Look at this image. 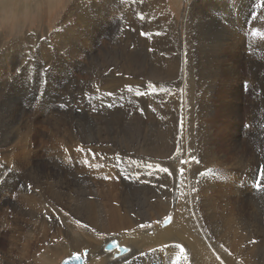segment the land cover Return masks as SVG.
I'll return each instance as SVG.
<instances>
[{"label": "rangeland", "instance_id": "1", "mask_svg": "<svg viewBox=\"0 0 264 264\" xmlns=\"http://www.w3.org/2000/svg\"><path fill=\"white\" fill-rule=\"evenodd\" d=\"M141 1L72 0L70 6L63 12L54 26H52L53 19L50 11H45L29 22H21L15 29L9 26L0 31V189L3 188L4 190L0 192V264H60L72 254L90 249L89 246L83 248V245L89 239V241L103 242L100 244L98 251L101 255L99 257H107L105 264H122V261L127 258L110 262L109 255L102 252L101 249L105 241L110 239V236L119 237L121 241H124L123 243L132 247L133 252L135 250L134 241L126 235L162 234L159 238L163 239L165 230L173 225V219L177 213L176 205L180 199L183 201L184 198V205L189 206L192 201L189 206V213H187V221L190 224L191 231L199 234L201 240L209 244L210 248H214L213 251L223 257V260L227 261L229 258L228 262L231 260V264H264V191H257L255 187L259 169L264 166V18H262L264 17V0H229L231 4L226 3L228 0L223 2L217 0L218 4H216V0H205V2L204 0H157V4H164L161 7L160 5L158 7L154 5L155 0ZM48 3L49 9H53L56 0H48ZM241 8L242 10H240ZM230 12H236L237 15L232 13V16ZM216 20L219 21L216 22ZM164 21L166 22L164 23ZM138 24H141V26L139 27ZM142 31H148L150 35L152 34L151 38L145 39L141 35ZM155 43H158L157 46H155ZM151 48H154V50ZM155 50L157 55L152 54V51ZM109 52L112 54L109 55ZM203 52L205 55H203ZM242 53L243 55H241ZM145 56H147L146 59ZM114 60L116 61L114 62ZM145 62L149 64L146 65ZM140 63L143 64L140 65ZM236 65L238 66L236 67ZM131 67H134V69H131ZM215 67L216 70L213 69ZM113 74L118 76H113ZM144 75H149L150 78L147 79L148 77ZM138 76L142 77V80H139ZM149 85L152 86L151 89L148 88ZM129 86L132 87L131 92L128 91ZM137 91H153L156 94L137 98ZM109 92L115 95L109 97L106 95ZM88 97H94L91 103H89ZM172 100L176 102L173 103ZM109 103L113 104L114 107H107ZM227 104L228 106H226ZM140 109H143V115H141ZM233 110L234 112H232ZM237 116L239 117L237 118ZM26 119H28L27 122ZM238 125L241 130L235 133ZM215 127H218L217 131ZM231 127L235 130H231ZM56 130L59 131L56 132ZM214 138L218 139H216L217 142ZM58 142L59 144H56ZM81 148L84 149L83 152L77 151ZM24 151L27 155H31L34 161L33 168L26 166V161L23 158ZM213 151H215V154ZM93 154L95 159H93ZM184 157H188V162L185 163ZM192 157L194 159L196 157L199 161L196 162V159L194 160ZM235 157L237 158L235 159ZM84 159L90 160L91 167L88 168L83 163ZM108 159H110L109 162ZM189 159L193 160L192 163L189 162ZM145 160L148 161H146L147 164H145ZM182 163H185L183 164L185 168L181 165ZM253 163H255V166H252ZM149 164L152 166L151 177L148 175L147 166ZM109 165L110 167H108ZM113 165L115 167L114 171ZM192 165L195 166L192 168ZM181 166L184 169L183 185H180L181 177L178 175ZM155 167L157 168L155 169ZM253 167H255V173ZM160 168H167L169 172L172 171L171 173L175 175L169 176L167 172L158 171ZM121 169L133 177L140 173V178L138 180H127L124 178ZM174 170L177 172L175 173ZM229 170L231 173L228 172ZM13 172L21 174L24 184L23 186H21V183L20 186L19 184L15 185L16 188L11 190V179L13 178L11 174ZM39 172H42L46 177L52 175L53 179L43 180L42 183H39L33 179V176H31L33 178H28L25 175L29 173L34 175ZM58 174L61 175L62 181L66 183L65 194L61 199L60 196L55 195L54 198L45 200L43 198L44 193L48 197L55 191L54 184L60 181L55 176ZM161 175L164 179H161ZM104 177H109V179H104ZM55 180L57 181L55 182ZM146 180H150V182L146 183ZM210 180L212 181L210 182ZM175 181H178L179 185ZM201 181L207 185V190H202L200 195L199 184ZM29 185L31 189H29ZM161 185L165 187H161ZM182 186L186 189H184L185 194L184 192L180 193ZM106 192L115 195V203H120L128 212L130 211L128 216L130 221H133L131 223L133 228L109 232L107 231L108 222H106L105 215H103V223L102 221H100L101 223L99 221L95 222L89 216L94 210L93 200L95 197L99 201L107 203ZM137 197L141 200H138ZM69 198L71 199L68 200ZM129 198L131 199L129 200ZM202 199H205L208 205H205V200L202 201L203 203L200 202ZM238 199L240 200L237 201ZM82 202L84 203L83 206ZM222 203H231L232 205L228 204L227 206H232L236 213L241 212L244 217L246 216L247 221L243 222L242 226L244 227L241 226L242 232L240 228H236L238 232L234 230V234L232 233L231 236L223 235L225 225L223 219H219L221 218L219 215L221 211L219 210ZM55 204L58 206L56 207ZM90 205L91 208H89ZM188 206H185V208L187 209ZM147 207L149 210H147ZM206 207L211 208L214 214L207 213ZM166 209L170 210L166 211ZM85 211L89 212L86 213ZM132 213L135 215L133 214V216ZM202 215L204 216L202 217ZM166 216L173 218L172 223L163 226ZM161 217L163 218L161 219ZM196 218L199 219L198 222H196ZM77 221H79V224ZM157 221H160V223H157ZM141 224L151 225V227L141 228ZM82 225H87V227ZM177 225L179 227V223ZM240 235L238 242L241 245L239 247L243 249L241 250L238 247L239 250L236 251L231 246L232 242L229 241H232L230 240L232 236L237 237ZM219 236L224 242L220 240ZM169 237L168 240H165L164 245L146 244L142 252L151 257L153 255V264H163L164 262L172 264L178 257L180 258V264H199L196 261L194 250L189 248L181 238L179 239L180 236L173 234ZM212 238L216 241L211 240ZM72 239H76L77 243L75 242L73 245L70 242ZM217 240L218 242L221 241L219 245L216 244L218 243ZM176 245L183 247L184 253H181L175 247ZM220 245H223V248ZM162 247H166L168 250L165 251ZM173 251L176 252L173 253ZM240 257L241 259H239ZM101 258H98L100 263L102 262ZM239 260L241 261L239 262Z\"/></svg>", "mask_w": 264, "mask_h": 264}, {"label": "bare ground", "instance_id": "2", "mask_svg": "<svg viewBox=\"0 0 264 264\" xmlns=\"http://www.w3.org/2000/svg\"><path fill=\"white\" fill-rule=\"evenodd\" d=\"M143 1V0H142ZM141 1V2H142ZM151 1V0H150ZM156 1L157 0H155V2H153V3H155L154 5L155 6H159L160 5V3H156ZM165 1V0H164ZM223 1H225V0H222V2ZM236 1V0H235ZM238 1V0H237ZM149 2V1H148ZM198 2V1H197ZM204 2H205V0H204ZM216 2H217V0H216ZM215 2V3H216ZM219 2H220V0H219ZM227 2H229V0L228 1H226V3ZM152 3V4H153ZM164 3V2H163ZM215 3H214V5H215ZM225 3V2H224ZM230 4H231V2H229ZM238 3V2H237ZM245 3H246V1H245ZM262 3V2H261ZM146 4V3H145ZM148 4V3H147ZM151 4V3H150ZM157 4V5H156ZM196 4V3H195ZM216 4H218V2L216 3ZM222 4V3H221ZM230 4H227V5H230ZM235 4V3H234ZM234 4H232V5H234ZM254 4V3H253ZM259 4V3H258ZM164 5V4H163ZM163 5H160V7L161 6H163ZM198 5V4H197ZM208 5V4H207ZM210 5V4H209ZM252 5V4H251ZM262 5H263V3H262ZM146 6V5H145ZM203 6V5H202ZM211 6V5H210ZM216 6V5H215ZM218 6V5H217ZM219 6H220V4H219ZM223 6V5H222ZM221 6V7H222ZM244 6V5H243ZM243 6H242V8H243ZM250 6V5H249ZM260 6H261V4H260ZM190 7V6H189ZM197 7V6H196ZM206 7V6H205ZM227 7V6H226ZM236 7V6H235ZM239 7V6H238ZM237 7V8H238ZM254 7V6H253ZM203 8V7H202ZM208 8V7H207ZM206 8V9H207ZM210 8V7H209ZM224 8V7H223ZM236 8V9H237ZM242 8L240 9V10H242ZM245 8V7H244ZM262 8V7H261ZM195 9V8H194ZM211 9V8H210ZM230 9V8H229ZM232 9H234L233 7H232ZM239 9V8H238ZM196 10V9H195ZM199 10V9H198ZM235 10V9H234ZM244 10V9H243ZM74 11V10H73ZM161 11V10H160ZM192 11V10H191ZM194 11V10H193ZM233 11V10H232ZM237 11H239V10H237ZM256 11V10H255ZM162 12V11H161ZM187 12H189V11H187ZM195 12H197V11H195ZM241 12V11H240ZM244 12V11H243ZM246 12H247V10H246ZM245 12V13H246ZM252 12V11H251ZM257 12V11H256ZM130 13V12H129ZM140 13V12H139ZM138 13V14H139ZM214 13V12H213ZM231 14L232 13H235L236 14V12H230ZM230 13H228V14H230ZM249 13V12H248ZM247 13V14H248ZM70 14V13H69ZM142 14V13H141ZM147 14V13H146ZM149 14V13H148ZM221 14H224V13H221ZM239 14V13H238ZM241 14H244V13H241ZM250 14V13H249ZM198 15H199V12H198ZM237 15V14H236ZM69 16V15H68ZM129 16V15H128ZM144 17H145V15H143ZM156 16H158V15H156ZM193 16H195V15H193ZM205 16V15H204ZM207 16V15H206ZM211 16V15H210ZM214 16V15H213ZM224 16V15H223ZM232 16H233V14H232ZM244 16V15H243ZM247 16V15H246ZM245 16V17H246ZM260 16V15H259ZM155 17V16H154ZM153 17V18H154ZM212 17V16H211ZM231 17V16H230ZM230 17H229V19H230ZM234 17H236L235 15H234ZM238 17H239V15H238ZM237 17V18H238ZM72 18V17H71ZM138 18H140V17H138ZM151 18V17H150ZM156 18V17H155ZM158 18V17H157ZM164 18V17H163ZM162 18V19H163ZM187 18H188V16H187ZM205 18V17H204ZM207 18V17H206ZM210 18V17H209ZM225 18H226V16H225ZM224 18V19H225ZM233 18V17H232ZM262 18H264V17H262ZM70 19V18H69ZM161 19V20H162ZM228 19V20H229ZM139 20V19H138ZM143 20L145 21V19L143 18ZM208 20V19H207ZM214 20V19H213ZM226 20V19H225ZM236 20V19H235ZM140 21V20H139ZM146 21H148L147 19H146ZM150 21H151V19H150ZM183 21V20H182ZM201 21V20H200ZM205 21V20H204ZM217 21H219V20H216V22ZM224 21V20H223ZM227 21V20H226ZM238 21V20H237ZM66 22V21H65ZM143 22V21H142ZM163 22V21H162ZM166 21H164V23H165ZM168 22V21H167ZM228 22V21H227ZM235 22V21H234ZM263 22V21H262ZM73 23V22H72ZM141 23V22H140ZM156 23V22H155ZM155 23H153V24H155ZM191 23H193V22H191ZM196 23V22H195ZM221 23H223V22H221ZM233 23V22H232ZM147 24H148V22H147ZM150 24V23H149ZM199 24V23H198ZM218 24V23H217ZM220 24V23H219ZM224 24H225V22H224ZM226 24H228V23H226ZM234 24V23H233ZM73 25V24H72ZM139 25V27L141 26V24H138ZM144 25H145V23H144ZM151 26H152V24H150ZM165 25H167V24H165ZM187 25V24H186ZM189 25V24H188ZM194 25V24H193ZM197 25V24H196ZM230 25H232V24H230ZM236 25V24H235ZM61 26V25H60ZM64 26V25H63ZM65 26H67V25H65ZM155 26H157V25H155ZM154 26V27H155ZM161 26V25H160ZM182 26V25H181ZM237 26V25H236ZM163 27V26H162ZM161 27V28H162ZM208 27H209V25H208ZM149 28V27H148ZM156 28V27H155ZM164 28V27H163ZM215 28V27H214ZM237 28V27H236ZM141 29V28H140ZM147 29V28H146ZM152 29V28H151ZM184 29V28H183ZM195 29V28H194ZM254 29V28H253ZM148 30V29H147ZM153 30V29H152ZM227 30V29H226ZM225 30V31H226ZM139 31V30H138ZM157 31V30H156ZM163 31V30H162ZM188 31V30H187ZM141 32V31H140ZM143 32V31H142ZM148 32V31H147ZM150 32V31H149ZM165 32V31H164ZM186 32V31H185ZM197 32V31H196ZM71 33H73V32H71ZM151 33V32H150ZM188 33V32H187ZM186 33V34H187ZM76 34V33H75ZM159 34H160V32H159ZM166 34V33H165ZM232 34H234V33H232ZM85 35V34H84ZM152 35V34H151ZM150 35V36H151ZM189 35V34H188ZM187 35V36H188ZM195 35V34H194ZM61 37V36H60ZM64 37V36H63ZM75 37V36H74ZM156 37V36H155ZM158 37V36H157ZM193 37V36H192ZM65 38H66V36H65ZM162 38V37H161ZM185 38H187V37H185ZM61 39H64V38H61ZM142 40V39H141ZM180 40V39H179ZM184 40V39H183ZM182 40V41H183ZM188 40V39H187ZM230 40H232V39H230ZM151 41V40H150ZM139 42V41H138ZM156 42V41H155ZM228 42H229V40H228ZM67 43H69V42H67ZM148 43V42H147ZM179 43H180V41H179ZM88 44V43H87ZM139 44V43H138ZM158 44V43H157ZM157 44L155 43V46H157ZM183 44V43H182ZM181 44V45H182ZM143 45V44H142ZM148 45V44H147ZM149 45H150V42H149ZM160 45V44H159ZM190 45H192V44H190ZM225 45V44H224ZM229 45V44H228ZM238 45V44H237ZM146 46V45H145ZM154 46V45H153ZM75 47V46H74ZM159 47V46H158ZM191 47V46H190ZM238 47V46H237ZM91 48V47H90ZM144 48V47H143ZM160 48H161V45H160ZM201 48V47H200ZM223 48H225V47H223ZM234 48H235V46H234ZM233 48V49H234ZM151 49H153L154 50V48H151ZM202 49V48H201ZM232 49V50H233ZM264 49V48H263ZM35 50V49H34ZM139 50H140V48H139ZM146 50V49H145ZM149 50V49H148ZM162 50H163V48H162ZM162 50H160V51H162ZM190 50V49H189ZM221 50V49H220ZM226 50L228 51V49L226 48ZM106 51H107V49H106ZM119 51V50H118ZM159 51V52H160ZM164 51V50H163ZM182 51V50H181ZM218 51V50H217ZM216 51V52H217ZM222 51V50H221ZM264 51V50H263ZM87 52H88V50H87ZM116 52V51H115ZM114 52V53H115ZM121 52V51H120ZM142 52V51H141ZM151 52V51H150ZM150 52H148L149 54H150ZM158 52V53H159ZM184 52V51H183ZM190 52V51H189ZM219 52V51H218ZM118 53V52H117ZM140 53V52H139ZM201 53V52H200ZM204 53V52H203ZM226 53V52H225ZM224 53V54H225ZM228 53V52H227ZM239 53V52H238ZM238 53H235V54H238ZM105 54V53H104ZM108 54V53H107ZM112 54V53H111ZM110 54V52H109V55H111ZM136 54V53H135ZM144 54V53H143ZM152 54L153 55H157V53H156V50L155 51H152ZM240 54V53H239ZM50 55V54H49ZM66 55V54H65ZM115 55V54H114ZM118 55V54H117ZM120 55V54H119ZM160 55V54H159ZM164 55V54H163ZM185 55V54H184ZM203 55H205V53L203 54ZM233 55V54H232ZM241 55H243V53L241 54ZM245 55V54H244ZM106 56V55H105ZM162 56V55H161ZM220 56V55H219ZM235 57H236V55H234ZM53 57V56H52ZM82 57V56H81ZM95 57V56H94ZM111 57H114V56H111ZM111 57H110V59H111ZM146 57L147 56H145V59H146ZM150 57V56H149ZM167 57V56H166ZM44 58V57H43ZM59 58V57H58ZM93 58V57H92ZM91 58V59H92ZM117 58V57H116ZM154 58H155V56H154ZM158 58H160L159 56H158ZM162 58V57H161ZM164 58V57H163ZM195 58V57H194ZM220 58V57H219ZM62 59V58H61ZM152 59V58H151ZM155 59H157V58H155ZM197 59V58H196ZM208 59V58H207ZM44 60V59H43ZM93 60V59H92ZM95 60H96V58H95ZM97 60H98V58H97ZM111 60H113V59H111ZM111 60H109L110 62H111ZM136 60V59H135ZM160 60V59H159ZM186 60V59H185ZM200 60V59H199ZM224 60H226V59H224ZM116 60H114V62H115ZM139 61V60H138ZM144 61H146V60H144ZM143 61V62H144ZM148 61V60H147ZM163 61V60H162ZM170 61V60H169ZM200 61H203V60H200ZM228 61H229V59H228ZM227 61V62H228ZM232 61V60H231ZM50 62V61H49ZM99 62V61H98ZM118 62V61H117ZM133 62H134V60H133ZM150 62V61H149ZM155 62V61H154ZM165 62H167V61H165ZM199 62V61H198ZM44 63V62H43ZM56 63H57V61H56ZM75 63H77V62H75ZM120 63V62H119ZM156 63V62H155ZM210 63V62H209ZM214 63V62H213ZM15 64V63H14ZM40 64V63H39ZM49 64V63H48ZM78 64V63H77ZM92 64V63H91ZM95 64H97V63H95ZM134 64V63H133ZM138 64H139V62H138ZM141 64H143V63H140V65ZM145 64H146V62H145ZM147 64H149V63H147ZM146 64V65H147ZM159 64V63H158ZM165 64H167V63H165ZM164 64V65H165ZM190 64V63H189ZM205 64V63H204ZM217 64V63H216ZM69 65V64H68ZM75 65V64H74ZM97 65H99V64H97ZM106 65V64H105ZM104 65V66H105ZM151 65V64H150ZM163 65V64H162ZM213 65V64H212ZM215 65V64H214ZM222 65V64H221ZM225 65V64H224ZM226 65H227V63H226ZM225 65V66H226ZM232 65V64H231ZM8 66V65H7ZM81 66V65H80ZM103 66V68H105ZM138 66V65H137ZM161 66V65H160ZM167 66H169V64H167ZM183 66V65H182ZM185 66V65H184ZM228 66V65H227ZM235 66V65H234ZM238 65H236V67H237ZM9 67V66H8ZM27 67V66H26ZM149 67V66H148ZM155 67V66H154ZM175 67V66H174ZM233 67V66H232ZM85 68V67H84ZM127 68V67H126ZM130 68V67H129ZM135 68H136V66H135ZM158 68V67H157ZM165 68V67H164ZM195 68H197V67H195ZM224 68V67H223ZM2 69H3V67H2ZM79 69V68H78ZM131 69H134V67L132 68L131 67ZM138 69V68H137ZM147 69H149V68H147ZM151 69V68H150ZM162 69V68H161ZM170 69V68H169ZM168 69V70H169ZM173 69V68H172ZM172 69H171V71H172ZM176 69V68H175ZM205 69V68H204ZM208 69V68H207ZM213 69H215L216 70V67L215 68H213ZM225 69V68H224ZM231 69V68H230ZM230 69H228V70H230ZM233 69V68H232ZM231 69V70H232ZM25 70V69H24ZM120 70V69H119ZM160 70V69H159ZM196 70V69H195ZM220 70V69H219ZM238 70H240L239 68H238ZM238 70H237V72H238ZM260 70V69H259ZM110 71V70H109ZM133 71V70H132ZM132 71H131V73H132ZM135 71V70H134ZM149 71V70H148ZM151 71V70H150ZM157 71V70H156ZM165 71H166V69H165ZM191 71H193V70H191ZM197 71V70H196ZM203 71V70H202ZM221 71V70H220ZM59 72V71H58ZM158 72V71H157ZM162 72V71H161ZM168 72V71H167ZM169 72H170V70H169ZM168 72V73H169ZM194 72V71H193ZM206 72V71H205ZM209 72V71H208ZM226 72H228V71H226ZM86 73V72H85ZM105 73V72H104ZM163 73V72H162ZM165 73V72H164ZM212 73V72H211ZM217 73V72H216ZM229 73V72H228ZM234 73H236V72H234ZM241 73V72H240ZM88 74V73H87ZM106 74V73H105ZM108 74V73H107ZM110 74H112L111 72H110ZM132 74H134V73H132ZM142 74V73H141ZM191 74V73H190ZM197 74V73H196ZM204 74V73H203ZM202 74V75H203ZM233 74V73H232ZM231 74V75H232ZM1 75V74H0ZM7 75V74H6ZM55 75V74H54ZM116 75V74H115ZM114 74H113V76H115ZM151 75V74H150ZM169 75H170V73H169ZM193 75V74H192ZM217 75V74H216ZM221 75V74H220ZM99 76V75H98ZM112 76V75H111ZM116 76H118V75H116ZM143 76V75H142ZM145 76V75H144ZM149 76V75H148ZM147 75L145 76V77H148ZM189 76H191V75H189ZM194 76V75H193ZM197 76V75H196ZM200 76V75H199ZM206 76H208V75H206ZM224 76V75H223ZM223 76H221L222 78H223ZM227 77H228V75H226ZM236 76V75H235ZM239 76V75H238ZM15 77V76H14ZM93 77V76H92ZM139 77V80L142 78H140V76H138ZM156 77V76H155ZM170 77V76H169ZM211 77H212V75H211ZM220 77V76H219ZM225 77V76H224ZM61 78V77H60ZM116 78V77H115ZM114 78V79H115ZM150 77H148L147 79H149ZM154 78V77H153ZM203 78V77H202ZM208 78V77H207ZM226 78V77H225ZM87 79H88V77H87ZM120 79V78H119ZM184 79V78H183ZM205 79V78H204ZM211 79V78H210ZM227 79V78H226ZM1 80V79H0ZM138 80V81H139ZM142 80V79H141ZM208 80V79H207ZM224 80V79H223ZM223 80H221V81H223ZM77 81V80H76ZM116 81V80H115ZM114 81V82H115ZM215 81V80H214ZM112 82V81H111ZM113 82V83H114ZM154 82H156V81H154ZM187 82V81H186ZM117 83V82H116ZM153 83V82H152ZM204 83H206V82H204ZM219 83V82H218ZM223 83V82H222ZM165 85V84H164ZM184 85V84H183ZM202 85V84H201ZM207 85V84H206ZM213 85V84H212ZM88 86V85H87ZM95 86V85H94ZM99 86V85H98ZM170 86V85H169ZM85 87V86H84ZM88 87H90V86H88ZM113 87V86H112ZM184 87H185V85H184ZM193 87V86H192ZM214 87V86H213ZM93 88V87H92ZM98 88V87H97ZM109 88V87H108ZM179 88V87H178ZM235 88V87H234ZM105 89H107V88H105ZM110 89V88H109ZM113 89V88H112ZM116 89V88H115ZM183 89H185V88H183ZM182 89V90H183ZM223 90V89H222ZM225 91V90H224ZM157 92V91H156ZM220 92H221V90H220ZM227 92V91H226ZM233 92V91H232ZM235 92V91H234ZM191 93V92H190ZM218 93V92H217ZM224 93V92H223ZM156 94V93H155ZM224 94H226V93H224ZM232 94V93H231ZM234 94V93H233ZM69 95V94H68ZM187 95V94H186ZM221 95V94H220ZM163 96V95H162ZM235 96V95H234ZM238 96V95H237ZM175 97H177V96H175ZM189 97V96H188ZM227 97V96H226ZM2 98V97H1ZM147 98V97H146ZM182 98V97H181ZM206 98V97H205ZM235 98H237V97H235ZM174 99V98H173ZM183 99V98H182ZM203 99V98H202ZM8 100V99H7ZM149 100V99H148ZM180 100V99H179ZM185 100V99H184ZM209 100V99H208ZM228 100V99H227ZM60 101V100H59ZM173 101V100H172ZM181 101V100H180ZM234 101V100H233ZM237 101V100H236ZM250 101V100H249ZM257 101V100H256ZM176 102V101H175ZM174 101H173V103H175ZM147 103V102H146ZM214 103V102H213ZM237 103V102H236ZM163 104V103H162ZM166 104V103H165ZM215 104V103H214ZM231 104V103H230ZM232 104H234V103H232ZM238 104V103H237ZM260 104V103H259ZM180 105V104H179ZM223 105V104H222ZM256 105H257V103H256ZM11 106V105H10ZM182 106V105H181ZM190 106V105H189ZM226 106H228V104L226 105ZM238 106H239V104H238ZM262 106V105H261ZM12 107V106H11ZM177 107V106H176ZM217 107V106H216ZM222 107V106H221ZM229 107H230V105H229ZM228 107V108H229ZM259 107V106H258ZM77 108V107H76ZM160 108H162V107H160ZM175 108V107H174ZM184 108V107H183ZM235 108V107H234ZM237 108V107H236ZM152 109V108H151ZM165 109V108H164ZM168 109V108H167ZM192 109V108H191ZM216 109V108H215ZM223 109H224V107H223ZM238 109H239V107H238ZM255 109V108H254ZM17 110V109H16ZM166 110V109H165ZM179 110V109H178ZM193 110V109H192ZM229 110H230V108H229ZM244 110V109H243ZM11 111V110H10ZM138 111V110H137ZM157 111V110H156ZM170 111V110H169ZM187 111H188V109H187ZM186 111V112H187ZM200 111V110H199ZM216 111V110H215ZM158 112V111H157ZM183 112V111H182ZM201 112V111H200ZM230 113H231V111H229ZM232 112H234V110L232 111ZM238 112H240V111H238ZM262 112V111H261ZM15 113V112H14ZM140 113V112H139ZM184 113V112H183ZM192 113V112H191ZM226 113H227V111H226ZM230 113H228V115H230ZM236 113V112H235ZM234 113V114H235ZM241 113V112H240ZM255 113H256V111H255ZM254 113V114H255ZM12 114V113H11ZM21 114V113H20ZM179 114V113H178ZM202 114V113H201ZM232 114V113H231ZM238 114V113H237ZM258 114V113H257ZM94 115V114H93ZM164 115H166V114H164ZM183 115V114H182ZM168 116V115H167ZM236 116V115H235ZM264 116V115H263ZM150 117V116H149ZM215 118H216V116H214ZM239 116H237V118H238ZM256 117V116H255ZM234 118V117H233ZM19 119V118H18ZM181 119V118H180ZM218 119V118H217ZM253 119V118H252ZM15 120V119H14ZM20 120V119H19ZM27 120L28 119H26V122H27ZM16 122V121H15ZM173 122V121H172ZM19 123V122H18ZM25 123V122H24ZM171 123V122H170ZM23 124V123H22ZM26 124V123H25ZM7 125H8V123H7ZM16 125V124H15ZM143 125V124H142ZM182 125V124H181ZM223 125V124H222ZM221 125V126H222ZM230 125V124H229ZM232 125V124H231ZM264 125V124H263ZM129 126V125H128ZM170 126H171V124H170ZM113 127V126H112ZM111 127V128H112ZM224 127V126H223ZM57 128V127H56ZM115 128V127H114ZM114 128H113V130H114ZM117 128V127H116ZM141 128V127H140ZM182 128V127H181ZM216 128V127H215ZM221 128V127H220ZM224 128H226V127H224ZM232 128V127H231ZM15 129V128H14ZM52 129V128H51ZM217 129H218V127L216 128V131H217ZM22 130V129H21ZM86 130V129H85ZM104 130V129H103ZM126 130V129H125ZM169 130V129H168ZM222 130V129H221ZM226 130V129H225ZM231 130H233V128L231 129ZM235 130V129H234ZM233 130V131H234ZM241 130V127L238 125L237 127H236V131H235V133L236 132H239ZM25 131V130H24ZM59 131V130H58ZM57 130H56V132H58ZM101 131V130H100ZM61 132V131H60ZM187 132V131H186ZM231 132V131H230ZM20 133V132H19ZM18 133V134H19ZM22 133V132H21ZM217 133V132H216ZM56 134V133H55ZM57 134H59V133H57ZM208 134H210V133H208ZM22 135H23V133H22ZM50 135V134H49ZM99 135V134H98ZM97 135V136H98ZM114 135V134H113ZM113 135H112V137H113ZM117 135V134H116ZM115 135V136H116ZM185 135H187V134H185ZM58 136V135H57ZM87 136V135H86ZM122 136V135H121ZM193 136V135H192ZM211 136V135H210ZM214 136V135H213ZM29 137V136H28ZM51 137V136H50ZM53 137V136H52ZM164 137V136H163ZM199 137V136H198ZM224 137H226V136H224ZM233 137V136H232ZM231 137V138H232ZM264 137V136H263ZM69 138V137H68ZM82 138V137H81ZM84 138V137H83ZM122 138V137H121ZM185 138V137H184ZM188 138V137H187ZM192 138H194V137H192ZM202 138V137H201ZM219 138V137H218ZM228 138V137H227ZM230 138V137H229ZM230 138V139H231ZM234 138V137H233ZM54 140H56L55 138H53ZM58 139V138H57ZM60 139V138H59ZM65 139V138H64ZM113 139H115V138H113ZM129 139H131V138H129ZM133 139V138H132ZM190 139V138H189ZM197 139V138H196ZM208 139V138H207ZM215 139V138H214ZM217 139V138H216ZM216 139H215V141H216ZM223 139H225V138H223ZM170 140H171V138H170ZM169 140V141H170ZM193 140V139H192ZM218 140V139H217ZM234 140V139H233ZM238 140V139H237ZM63 141V140H62ZM82 141V140H81ZM89 141V140H88ZM189 141V140H188ZM201 141V140H200ZM221 141V140H220ZM224 141V140H223ZM56 142H57V140H56ZM60 142V141H59ZM59 142L58 143H56V144H59ZM64 142H66V141H64ZM119 142V141H118ZM180 142V141H179ZM212 142V141H211ZM214 142V141H213ZM217 142V141H216ZM226 142V141H225ZM260 142V141H259ZM27 143H28V141H27ZM53 143V142H52ZM71 143V142H70ZM78 143V142H77ZM114 143V142H113ZM131 143H133V142H131ZM138 143V142H137ZM170 143V142H169ZM182 143H183V140H182ZM186 143H188V142H186ZM199 143V142H198ZM204 143V142H203ZM209 143V142H208ZM229 143V142H228ZM233 143H234V141H233ZM65 144V143H64ZM73 144V143H72ZM103 144V143H102ZM180 144V143H179ZM200 144V143H199ZM210 144V143H209ZM214 144V143H213ZM224 144V143H223ZM231 144V143H230ZM29 145V144H28ZM63 145V144H62ZM66 145V144H65ZM116 145V144H115ZM191 145V144H190ZM189 145V146H190ZM208 145V144H207ZM212 145V144H211ZM210 145V146H211ZM232 146H233V144H232ZM258 147H261L260 145H257ZM115 147V146H114ZM117 147V146H116ZM119 147V146H118ZM135 147V146H134ZM156 147V146H155ZM209 147V146H208ZM221 147H223V146H221ZM235 147V146H234ZM55 148H57L56 146H55ZM141 148V147H140ZM146 148V147H145ZM144 148V149H145ZM150 148V147H149ZM184 148V147H183ZM190 149H191V147H189ZM206 148V147H205ZM210 148V147H209ZM208 148V149H209ZM238 148V147H237ZM118 149V148H117ZM117 149H116V151H117ZM136 149V148H135ZM139 149V148H138ZM224 149V148H223ZM228 149V148H227ZM229 149H230V147H229ZM50 150H51V148H50ZM55 150V149H54ZM53 150V151H54ZM126 150V149H125ZM188 150V149H187ZM216 150H218V149H216ZM231 150V149H230ZM229 150V151H230ZM6 151V150H5ZM201 151V150H200ZM237 151V150H236ZM239 151V150H238ZM50 152V151H49ZM138 152V151H137ZM140 152V151H139ZM184 152V151H183ZM186 152V151H185ZM210 152V151H209ZM214 152V154H215V151H213ZM219 152V151H218ZM226 152V151H225ZM47 153V152H46ZM51 153V152H50ZM143 153V152H142ZM181 153V152H180ZM190 153V152H189ZM206 153V152H205ZM235 153V152H234ZM1 154V153H0ZM55 154V153H54ZM129 154H131V155H133L132 153H129ZM151 154H153V153H151ZM178 154H179V152H178ZM185 154V153H184ZM186 154L187 155H189L187 152H186ZM206 154H208V153H206ZM210 154V153H209ZM213 154V153H212ZM211 154V155H212ZM223 154V153H222ZM259 154V153H258ZM261 154H263V153H261ZM24 156H23V158L25 159V161H26V166H28V167H32V165H34L33 164V159H32V157H31V155H27L26 154V152L24 151V154H23ZM114 155V154H113ZM119 155V154H118ZM137 155V154H136ZM183 155V154H182ZM181 155V156H182ZM205 155V154H204ZM225 155V154H224ZM224 155H223V158H224ZM245 155V154H244ZM50 156V155H49ZM53 157H54V155H52ZM51 156V157H52ZM141 156H142V154H141ZM141 156H140V158H141ZM150 156V155H149ZM155 156V155H154ZM158 156V155H157ZM197 156V155H196ZM221 156V155H220ZM229 156H230V154H229ZM257 156H260V155H257ZM91 157V156H90ZM115 157V156H114ZM121 157V156H120ZM172 157H174V156H172ZM183 157V156H182ZM182 157H181V159H182ZM217 157H218V154H217ZM244 157V156H243ZM34 158V157H33ZM92 158V157H91ZM117 158V157H116ZM119 158V157H118ZM140 158H139V160H140ZM146 158V157H145ZM185 158V157H184ZM188 158V157H187ZM187 158H185V161L186 162H188V159ZM190 158V157H189ZM193 158V157H192ZM237 157H235V159H236ZM39 159V158H38ZM54 159V158H53ZM56 159V158H55ZM93 159H95V158H93ZM92 159V160H93ZM115 159V158H114ZM194 159V158H193ZM195 159H196V157H195ZM194 159V160H195ZM204 159V158H203ZM215 159V158H214ZM5 160V159H4ZM22 160V159H21ZM40 160V159H39ZM85 160V159H84ZM91 160V161H92ZM109 160L110 159H108V162H109ZM116 160V159H115ZM118 160V159H117ZM142 160V159H141ZM152 160V159H151ZM155 160V159H154ZM190 160V159H189ZM208 160H210V159H208ZM217 160V159H216ZM231 160V159H230ZM242 160V159H241ZM23 161V160H22ZM63 161V160H62ZM90 161V160H89ZM144 161V160H143ZM147 160H145V162H146ZM153 161V160H152ZM151 161V162H152ZM156 161V160H155ZM183 161H184V159H183ZM192 159L189 161V162H191L192 163ZM197 161H199V160H197L196 159V162ZM204 161V160H203ZM261 161V160H260ZM52 162H53V160H52ZM95 162H97V161H95ZM94 162V163H95ZM148 162V161H147ZM147 162L145 163V164H147ZM162 162V161H161ZM207 162V161H206ZM224 162V161H223ZM264 162V161H263ZM92 163H93V161H92ZM113 163V162H112ZM123 163V162H122ZM140 163H142V162H140ZM199 163V162H198ZM210 163V162H209ZM221 163V162H220ZM225 163V162H224ZM231 163V162H230ZM243 163V162H242ZM46 164V163H45ZM91 164V163H90ZM145 164H143L142 163V165H144L145 166ZM151 164V163H150ZM149 164V165H150ZM173 164H174V162H173ZM183 164H185V163H182L181 165L183 166ZM190 164V163H189ZM47 165V164H46ZM110 165H111V163H110ZM110 165L108 166V167H110ZM160 165V164H159ZM162 165H163V163H162ZM171 165V164H170ZM195 165H197V164H195ZM195 165H192V168H193V166H195ZM200 165V164H199ZM202 165V164H201ZM226 165V164H225ZM244 165V164H243ZM43 166V165H42ZM96 166V165H95ZM123 166V165H122ZM172 167H173V165H171ZM171 166H169V167H171ZM182 166H181V169H182ZM189 166H191V165H189ZM188 166V167H189ZM198 166V165H197ZM229 166V165H228ZM252 166H255V163H253L252 164ZM105 167H106V165H105ZM113 167V171H114V165L112 166ZM184 167V166H183ZM208 167V166H207ZM225 167H227V166H225ZM33 168V167H32ZM88 168H89V166H88ZM94 168V167H93ZM157 167H155V169H156ZM168 168V167H167ZM175 168V167H174ZM185 168V167H184ZM187 168V167H186ZM191 168V167H190ZM197 168H199V167H197ZM196 168V169H197ZM228 168V167H227ZM231 168V167H230ZM233 168V167H232ZM250 168V167H249ZM30 169V168H29ZM41 169V168H40ZM47 169V168H46ZM73 169V168H72ZM161 169V168H160ZM164 169V168H163ZM169 169V168H168ZM208 169V168H207ZM217 169H219V168H217ZM222 169V168H221ZM43 170H45V169H43ZM55 170V169H54ZM65 170H67V169H65ZM112 170V169H111ZM187 170H189L188 168H187ZM186 170V171H187ZM198 170V169H197ZM200 170V169H199ZM216 170V169H215ZM257 170V169H256ZM48 171V170H47ZM73 171V170H72ZM87 171V170H86ZM110 171V170H109ZM109 171H107V172H109ZM155 170L153 169V172H154ZM191 171H192V173H193V170L191 169ZM206 171V170H205ZM227 171V170H226ZM90 172H93V171H90ZM172 172V171H171ZM174 172L176 173L177 171H175L174 170ZM180 172V171H179ZM188 172V171H187ZM186 172V173H187ZM228 172H230V170L228 171ZM253 172L255 173V167H253ZM45 173H46V171H45ZM95 174H96V172H94ZM112 173V172H111ZM111 173H109L110 175H111ZM157 173H158V171H157ZM156 173V174H157ZM160 173H162V172H160ZM165 173V172H164ZM185 173V174H186ZM196 173V172H195ZM209 173V172H208ZM212 173V172H211ZM214 173H215V171H214ZM220 173V172H219ZM231 173V172H230ZM52 174V173H51ZM53 174H55L54 172H53ZM82 174V173H81ZM92 174V173H91ZM94 174V175H95ZM98 174V173H97ZM107 174V173H106ZM105 174V175H106ZM178 174V173H177ZM176 174V175H177ZM198 174V173H197ZM210 174V173H209ZM228 174V173H227ZM26 175V177H28V178H33V179H35L37 182H39V183H42V181L43 180H50L52 177L51 176H48V177H46V175H44L42 172H39V173H36V174H32V173H29V174H25ZM99 175V174H98ZM155 174L153 173V176H154ZM168 175V174H167ZM172 175H175L174 173L172 174ZM179 175V174H178ZM217 175V174H216ZM11 176L13 177L12 179H11V184H12V188H11V190H13V189H15L16 187H15V185H18L19 184V186H20V183L22 184L21 186H23V184H24V181H23V178L21 177V174L18 172V173H12L11 174ZM31 176H33V177H31ZM56 176V178H59L60 179V181L58 182V183H56V184H54V188H55V191H53V193L50 195V196H46V195H44L43 194V198L46 200L47 198H54L55 197V195H58V196H60V199L64 196V191L67 189V186H66V183H64L63 181H62V177H61V175L60 174H58V175H55ZM92 176H93V174H92ZM97 176V175H96ZM99 176H101V175H99ZM107 176H109V175H107ZM119 176V175H118ZM162 176V175H161ZM160 176V177H161ZM188 176V175H187ZM186 176V177H187ZM83 177V176H82ZM85 177V176H84ZM98 177V176H97ZM96 177V178H97ZM169 177V176H168ZM167 177V178H168ZM205 177V176H204ZM118 178V177H117ZM153 178V177H152ZM174 178V177H173ZM177 178H179L178 176H177ZM185 178V177H184ZM200 178V177H199ZM203 178V177H202ZM53 179V178H52ZM102 179V178H101ZM104 179H105V177H104ZM120 179H121V177H120ZM161 179H164L163 178V176H162V178ZM186 179V178H185ZM195 179H197V178H195ZM209 179H210V177H209ZM212 180H213V178H211ZM92 180V179H91ZM95 180H98V179H95ZM188 180V179H187ZM206 180H207V177H206ZM212 180H210V182L212 181ZM57 180H55V182H56ZM86 181V180H85ZM102 181V180H101ZM108 181V180H107ZM121 181V180H120ZM154 181V180H153ZM153 181H151V182H153ZM155 181H157V180H155ZM162 181V180H161ZM195 181V180H194ZM92 182H93V180H92ZM96 182V181H95ZM109 182H111V181H109ZM165 182V181H164ZM167 182V181H166ZM169 182H171V181H169ZM174 182V181H173ZM176 183H178V181H175ZM196 182V181H195ZM214 182H216V181H214ZM51 183V182H50ZM52 183H53V181H52ZM100 183V182H99ZM157 183H158V181H157ZM162 183V182H161ZM199 183V182H198ZM202 183V185H200ZM201 183L199 184V188H200V195H201V193H202V190H205L206 188H207V185H205V184H203V182L201 181ZM213 183V182H212ZM92 184V183H91ZM98 184V183H97ZM115 184V183H114ZM121 184V183H120ZM169 184V183H168ZM174 184V183H173ZM192 184H194V182H192ZM207 184V183H206ZM236 184V183H235ZM107 185H108V183H107ZM171 185V184H170ZM178 185H179V183H178ZM180 185H181V183H180ZM183 185V184H182ZM187 186H188V183L186 184ZM185 185V186H186ZM209 185H211V184H209ZM208 185V186H209ZM71 186V185H70ZM92 186V185H91ZM94 186H95V184H94ZM111 185L109 184V187H110ZM114 186V185H113ZM117 186V185H116ZM175 186H177V185H175ZM190 186H192V185H190ZM198 186V185H197ZM217 186V185H216ZM103 187V186H102ZM124 187V186H123ZM126 187V186H125ZM169 187V186H168ZM174 187V186H173ZM179 187V186H178ZM183 187V186H182ZM192 187H194V186H192ZM75 188V187H74ZM97 188V187H96ZM101 188V187H100ZM156 188V187H155ZM155 188H153V189H155ZM177 188V187H176ZM195 188H196V185H195ZM194 188V189H195ZM211 188H214V187H211ZM77 189V188H76ZM81 189V188H80ZM94 189V188H93ZM110 189V188H109ZM117 189V188H116ZM169 189V188H168ZM178 189V188H177ZM184 187L182 188V190H180V193L181 192H184ZM215 189V188H214ZM216 189H217V187H216ZM113 190V189H112ZM186 190V189H185ZM191 190V189H190ZM207 190V189H206ZM205 190V191H206ZM210 190V189H209ZM208 190V191H209ZM225 190V189H224ZM223 190V191H224ZM2 191H4L3 190V188L2 189H0V192H2ZM82 191V190H81ZM83 191H85V190H83ZM125 191V190H124ZM163 191V190H162ZM170 191V190H169ZM193 191V190H192ZM217 191V190H216ZM43 192V191H42ZM91 192V191H90ZM173 192H175V191H173ZM177 192V191H176ZM188 192V191H187ZM191 192V191H190ZM194 192V191H193ZM196 192H197V189H196ZM218 192V191H217ZM216 192V193H217ZM230 192V191H229ZM243 192V191H242ZM83 193V192H82ZM115 193V192H114ZM144 193V192H143ZM216 193H214V194H216ZM226 193H227V191H226ZM233 193V192H232ZM74 194V193H73ZM104 194V193H103ZM116 194V193H115ZM118 194V193H117ZM126 194V193H125ZM132 194V193H131ZM136 194V193H135ZM138 194H140V193H138ZM173 194H175V193H173ZM184 194H185V192H184ZM183 194V195H184ZM189 194V193H188ZM191 194V193H190ZM229 194V193H228ZM249 194V193H248ZM98 195V194H97ZM187 195V194H186ZM192 195V194H191ZM194 195V194H193ZM196 196L198 195V194H195ZM211 195V194H210ZM217 195V194H216ZM235 195V194H234ZM40 196V195H39ZM72 196V195H71ZM93 196V195H92ZM95 196V195H94ZM129 196V195H128ZM142 196V195H141ZM145 196V195H144ZM147 196V195H146ZM169 196V195H168ZM188 196V195H187ZM190 196V195H189ZM196 196H195V198H196ZM220 196H222V195H220ZM223 196H226V195H223ZM229 196V195H228ZM237 196H239V195H237ZM237 196H236V198H237ZM4 197H5V195H4ZM69 197V196H68ZM72 197H74V196H72ZM103 197V196H102ZM105 197H106V200H107V203H103V202H101V200L99 201L98 200V198H94V200H93V203H94V210H93V212L89 215L90 217H92L93 218V221H95V222H97V221H102V219H104L103 218V215H105L106 216V222H108V224H107V231H109V232H112V231H121V230H126L127 228H133L132 227V225H131V223L133 222H131L130 221V219H129V216H128V214H129V212L123 207V205H120V203H115L116 202V196L115 195H113L112 193H109V192H106L105 193ZM134 198H135V196H133ZM132 197V198H133ZM147 197H149V196H147ZM174 197V196H173ZM179 197H180V195H179ZM192 197V196H191ZM215 197V196H214ZM66 198V197H65ZM83 198V197H82ZM93 198V197H92ZM126 198V197H125ZM142 198V197H141ZM152 198V197H151ZM165 199H167L166 197H164ZM180 198H182V197H180ZM179 198V199H180ZM184 198V197H183ZM199 198H200V196H199ZM225 199H226V197H224ZM244 198V197H243ZM71 198H69L68 200H70ZM87 199H90V198H87ZM131 198H129V200H130ZM137 199L138 200H141V199H139L138 197H137ZM150 199V198H149ZM170 199H171V197H170ZM185 199V198H184ZM184 199H183V201H182V199H180V201L178 202V204L176 205V210H177V213H176V216H175V218L173 219V225L171 226V227H169L168 229H166L165 230V233H164V235H163V239H160L159 237H161V235L162 234H153V235H148L147 233L145 234V233H141V234H136V235H134L133 236V234L131 235V236H133V237H131L130 235H126L127 237H129L130 238V240H133L134 241V246H135V250L128 256V257H126L127 259H125V260H127V262L129 261V263L128 264H153V261H152V258H153V255H152V257L150 256V255H145L142 251H143V247L146 245V244H152V245H154V246H156V245H159V244H161V245H164L165 244V240H168L170 237L169 236H172L173 234H177V236H180L179 237V239L181 238V240H183V241H185V244L189 247V248H192L193 250H194V252H195V256H196V261L199 263V264H231V260H230V262H228V259H227V261L226 260H223L222 258L223 257H221L216 251H213V249L212 248H210L209 247V244H207V243H205V242H203L202 240H201V236L199 235V234H197V233H195V232H192L191 231V227H190V224H189V222L187 221V213H189V206L192 204V201H191V199H190V203L188 202V201H186V202H188L190 205L188 206L187 204L186 205H184L185 203H184ZM201 199V198H200ZM245 199V198H244ZM249 199V198H248ZM64 200V199H63ZM118 200V199H117ZM128 200V201H129ZM156 200V199H155ZM155 200L153 201V203L155 202ZM164 200V199H163ZM188 200V199H187ZM205 200V199H204ZM204 200L202 199L200 202H204ZM220 200V199H219ZM219 200H217V201H219ZM230 200V199H229ZM240 199H238L237 201H239ZM57 201H58V199H57ZM77 201V200H76ZM104 201V200H103ZM132 201V200H131ZM145 201V200H144ZM175 201V200H174ZM173 201V202H174ZM177 201H178V199H177ZM214 201V200H213ZM75 202V201H74ZM130 202V201H129ZM135 202V201H134ZM142 202H143V200H142ZM164 202H166L165 200H164ZM168 202H172V201H168ZM195 202H198V201H195ZM200 202H199V204H200ZM202 202V203H203ZM229 202V201H228ZM53 203V202H52ZM71 203V202H70ZM87 203V202H86ZM131 203V202H130ZM153 203H151V205H153ZM156 203H157V201H156ZM161 203V202H160ZM167 203V202H166ZM165 203V204H166ZM184 203V204H183ZM205 205H208V204H206L207 202H206V200H205ZM219 203V202H218ZM142 204V203H141ZM146 204V203H145ZM162 204V203H161ZM175 204V203H174ZM173 204V205H174ZM198 204V203H197ZM225 204V203H224ZM223 203H222V207H220V210L219 211H221V214H219L220 215V217L221 218H219V219H223V221L222 220H220V221H222L223 223H224V225H225V228H223V229H225V231H223V235H225V236H231L232 235V233H233V231L235 230L236 232H238V230L236 229V228H240V230H241V228L242 227H244V226H242L244 223V221H247L245 218H246V216L244 217V214L243 213H236L233 209H232V206H227L228 204L226 203L225 205H224ZM231 204V203H230ZM229 204V205H230ZM84 205V203L82 202V206ZM88 205H89V202H88ZM130 205V204H129ZM136 205V204H135ZM134 205V206H135ZM147 205V204H146ZM164 205V204H163ZM219 205V204H218ZM220 205H221V203H220ZM232 205V204H231ZM55 206L57 207L58 205L57 204H55ZM131 206V205H130ZM143 206V205H142ZM158 206V205H157ZM161 206V205H160ZM185 206H188V208L186 209L185 208ZM223 206H225V207H223ZM69 207V206H68ZM71 207V206H70ZM87 207V206H86ZM126 207H128V206H126ZM132 207V206H131ZM144 207V206H143ZM148 207H150V206H148ZM147 207V208H148ZM173 207V206H172ZM219 207V206H218ZM63 208V207H62ZM89 208H91V205L89 206ZM146 208V209H147ZM166 208V207H165ZM165 208H163V209H165ZM196 208V207H195ZM207 208V207H206ZM59 209V208H58ZM87 209V208H86ZM129 209V208H128ZM133 209H134V207H133ZM142 209V208H141ZM175 209V208H174ZM81 210V209H80ZM89 210V209H88ZM147 210H149V208L147 209ZM162 210V209H161ZM168 210H170V209H166V211H168ZM192 210V209H191ZM202 210V209H201ZM142 211V210H141ZM146 211V210H145ZM160 211V210H159ZM86 212V211H85ZM84 212V213H85ZM87 212H89V211H87ZM86 212V213H87ZM144 212V211H143ZM150 212H152V211H150ZM149 212V213H150ZM162 212V211H161ZM194 212V211H193ZM193 212H192V214H193ZM207 213H209V214H214L212 211H211V208H207V211H206ZM146 213V212H145ZM154 213V212H153ZM163 213V212H162ZM166 213H169V212H166ZM220 213V212H219ZM134 213H132V215H133ZM191 214V216L193 217V215ZM6 215V214H5ZM4 215V216H5ZM85 215V214H84ZM135 215V214H134ZM133 215V216H134ZM165 215V214H164ZM198 215V214H197ZM250 215V214H249ZM88 216V215H87ZM150 216H151V214H150ZM204 215H202V217H203ZM210 216V215H209ZM82 217V216H81ZM80 217V218H81ZM138 217H140V216H138ZM152 217V216H151ZM191 217V218H192ZM163 217H161V219H162ZM250 218V217H249ZM134 219H137V218H134ZM133 219V220H134ZM154 219V218H153ZM158 219V218H157ZM210 219H211V217H210ZM248 219V218H247ZM90 220V219H89ZM132 220V219H131ZM140 220V219H139ZM145 220H148V219H145ZM156 220V219H155ZM160 220V219H159ZM198 218H196V222H198ZM214 220V219H213ZM143 221V220H142ZM206 221V220H205ZM86 222V221H85ZM134 222H135V220H134ZM250 222V221H249ZM101 223V222H100ZM102 223H103V221H102ZM140 223V222H139ZM172 223V222H171ZM177 223H179V227H178V225H177ZM207 223V222H206ZM205 223V224H206ZM210 223V222H209ZM220 223V222H219ZM218 223V224H219ZM255 223V222H254ZM135 224V223H134ZM170 224V223H169ZM257 225V224H256ZM242 226V227H241ZM54 227H56V226H54ZM106 227V226H105ZM176 227H178L177 229H176ZM219 227V226H218ZM223 227V226H222ZM98 228V227H97ZM161 228V227H160ZM155 229V228H154ZM221 229V228H220ZM93 230V229H92ZM161 230V229H160ZM88 231H90V230H88ZM94 231V230H93ZM154 231V230H153ZM159 231V230H158ZM218 231H220V230H218ZM97 232H98V230H97ZM235 232V233H236ZM241 232H242V230H241ZM37 233V232H36ZM155 233V232H154ZM234 234V233H233ZM39 235V234H38ZM219 235V234H218ZM222 235V234H221ZM67 236L70 238V236L67 234ZM82 236V235H81ZM116 236V235H115ZM121 236V235H120ZM125 236V237H126ZM110 237H112V236H110ZM169 237V238H168ZM212 237H213V235H212ZM215 237V236H214ZM220 237V236H219ZM223 237V236H222ZM232 237H234V238H232ZM231 237V239H230V237H229V239L230 240H232V241H229L230 243L232 242V244H231V246H232V248H234L236 251H237V249H238V247L241 245H239V239H240V237H241V235L240 236H237V237H235V236H232ZM83 238V237H82ZM124 238V237H123ZM128 238V239H129ZM178 238V237H177ZM208 238V237H207ZM218 238V237H217ZM127 239V240H128ZM216 239V238H215ZM227 239V238H226ZM90 240V239H89ZM87 241L86 243H85V245H83V248H85V247H87V246H89V248L90 249H88V251H89V253H88V255H87V257H86V264H105V260L107 259V257H105V258H101V257H99V256H101L100 254H99V248H100V244L101 243H103V242H98V241ZM124 240V239H123ZM205 240V239H204ZM211 240H214L213 238L211 239ZM220 240H222L221 239V237H220ZM224 240H225V237H224ZM82 241V240H81ZM84 241V240H83ZM170 241V240H169ZM214 241H216V240H214ZM223 241V240H222ZM241 241V240H240ZM73 245H74V243L76 242L77 243V241H76V239H72V241H70ZM122 243L124 242V241H121ZM213 242V241H212ZM217 242H218V240H217ZM219 242H221V241H219ZM219 242L218 243H216V244H218L219 245ZM224 242V241H223ZM130 243V242H129ZM230 243H228V244H230ZM123 244H125V243H123ZM213 244H215L214 242H213ZM212 244V245H213ZM223 244V243H222ZM249 244V243H248ZM77 245V244H76ZM72 246V245H71ZM81 246V245H80ZM215 246V245H214ZM253 247V246H252ZM162 248H164L163 250H165V251H167L168 249L166 248V247H162ZM169 248V247H168ZM239 248H241V247H239ZM249 248V247H248ZM159 249V248H158ZM243 248H241V250H242ZM160 250V249H159ZM239 250V249H238ZM84 251H85V249L81 252V255L82 256H84L83 254H84ZM141 252V253H140ZM161 252V251H160ZM174 252H176V251H173V253ZM179 252V251H178ZM244 252V251H243ZM245 252H247V251H245ZM163 253V252H162ZM172 253V254H173ZM234 253V252H233ZM235 253H237V252H235ZM164 254V253H163ZM175 254H177V253H175ZM194 254V253H193ZM221 254V253H220ZM229 254V253H228ZM227 254V255H228ZM246 254V253H245ZM175 256V255H174ZM191 256V255H190ZM217 256H219V257H221L219 260L217 259ZM231 256V255H230ZM233 256V255H232ZM235 256V255H234ZM233 256V257H234ZM70 257V256H69ZM101 258L102 259V262L100 263V259H98V258ZM110 257H111V255H109V260H110ZM229 257V256H228ZM237 257V256H236ZM245 257H247V256H245ZM169 258V257H168ZM173 258V257H172ZM243 258V257H242ZM248 258H249V256H248ZM247 258V259H248ZM93 259H95V260H93ZM132 259V260H131ZM155 259V258H154ZM157 259V258H156ZM175 259V258H174ZM184 259V258H183ZM225 259H226V255H225ZM232 259V258H231ZM239 259H241V257L239 258ZM243 259H245L246 260V258H243ZM242 259V260H243ZM92 260V261H91ZM125 260H123V261H125ZM131 260V261H130ZM162 260H164V259H162ZM192 260V259H191ZM244 260V261H245ZM91 261V262H90ZM122 261V262H123ZM155 261V260H154ZM241 260H239V262H240ZM251 261V260H250ZM254 261V260H253ZM256 261V260H255ZM168 262V261H167ZM236 262V261H235ZM243 262V261H242ZM248 262V261H247ZM161 263V262H160ZM192 263V262H191ZM238 263V262H237ZM249 263V262H248ZM61 264V263H60ZM114 264H120V263H114ZM163 264H166V262H164ZM170 264V263H169ZM186 264V263H185ZM233 264V263H232ZM238 264H240V263H238Z\"/></svg>", "mask_w": 264, "mask_h": 264}, {"label": "clouds", "instance_id": "3", "mask_svg": "<svg viewBox=\"0 0 264 264\" xmlns=\"http://www.w3.org/2000/svg\"><path fill=\"white\" fill-rule=\"evenodd\" d=\"M72 0H56L55 7L49 9L48 0H0V31L11 26L13 29L21 22H29L39 14L50 11L54 26Z\"/></svg>", "mask_w": 264, "mask_h": 264}, {"label": "snow or ice", "instance_id": "4", "mask_svg": "<svg viewBox=\"0 0 264 264\" xmlns=\"http://www.w3.org/2000/svg\"><path fill=\"white\" fill-rule=\"evenodd\" d=\"M141 35L144 36L145 39H150L151 38V36H150V34L148 32H142ZM148 88L151 89L152 86L149 85ZM128 91L129 92L132 91V87L131 86L128 87ZM154 94L155 93L153 91H146V92L137 91L136 92L137 98H139L141 96H145V95H154ZM106 95L109 96V97H113L115 94L109 92V93H106ZM93 99H94V97H88L89 103H91ZM107 107L111 108V107H114V105L109 103L107 105ZM140 112H141V115H143V109H140ZM77 151L83 152L84 149H82V148L81 149H77ZM93 158H95L94 154H93ZM83 163L85 165L91 167V164L89 163V161L87 159H85L83 161ZM118 163H119V160H118ZM185 163H186V161H185ZM97 167H99V165H97ZM147 168H148V175H149V177H151L152 176V166L148 165ZM158 171L167 172L169 176L172 175V173L169 172L167 168L159 169ZM121 172L124 175V178L127 179V180H133V179H137L138 180L140 178V173H137L136 176L133 177V176L129 175L128 173H126L123 169H121ZM179 175L181 177L180 183L183 184V179L182 178L184 176V169H180ZM157 178H158V176H157ZM105 179H109V177H105ZM145 182L149 183L150 180H146ZM161 187H165V186L161 185ZM255 187H256L257 191H264V166H261L260 169H259V174H258L257 179H256ZM29 189H31L30 185H29ZM172 219L173 218L171 216H166L164 221H163V223L167 226L169 223H171ZM77 223L79 224V221H77ZM157 223H160V221H157ZM82 226L83 227H87V225H82ZM140 227L141 228L151 227V225L141 224ZM175 247L178 248L181 253H184L183 247H181L180 245H176ZM220 247L223 248V245H220ZM112 249H116V250H118V251H120V252H122L124 254H127V253L130 252V249H128V248H120L119 244L116 243V242H113V244L109 248V251H111ZM83 255L86 256L87 253L85 252ZM185 257H186V253H185ZM81 258L82 257L80 256V254H74V256H73V260L76 261V264H79V260ZM117 258L119 259V257H117ZM217 259L219 260L220 257L217 256ZM65 264H72V261H66ZM122 264H128L127 260L123 261ZM172 264H180V258L178 257L176 260H174L172 262Z\"/></svg>", "mask_w": 264, "mask_h": 264}, {"label": "water", "instance_id": "5", "mask_svg": "<svg viewBox=\"0 0 264 264\" xmlns=\"http://www.w3.org/2000/svg\"><path fill=\"white\" fill-rule=\"evenodd\" d=\"M169 225V224H168ZM167 225V226H168ZM163 226H166L164 223H163ZM113 242H116L119 244L120 248H128L130 249V252L127 253V254H124L116 249H112L111 251H109V248L110 246L113 244ZM102 252L105 254V255H111L110 257V262H115V261H119V260H122L126 257H128L131 253H132V247L130 245H127V244H123L121 242V239H119V237H111L110 239H108L107 241H105L104 245L102 246ZM89 253L88 250H85L84 253ZM74 254H80V256L82 257L80 260H79V264H86V256H82L81 253H74ZM74 254H72L70 257H67L65 258L61 264H65L66 261H72V264H76V261L73 260V256ZM119 257V259L117 258Z\"/></svg>", "mask_w": 264, "mask_h": 264}]
</instances>
